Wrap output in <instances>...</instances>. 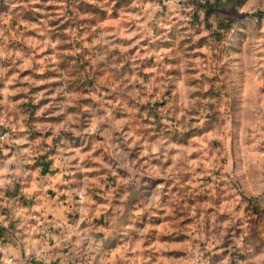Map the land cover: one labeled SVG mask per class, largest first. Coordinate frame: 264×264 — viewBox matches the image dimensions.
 <instances>
[{"label":"rangeland","instance_id":"obj_1","mask_svg":"<svg viewBox=\"0 0 264 264\" xmlns=\"http://www.w3.org/2000/svg\"><path fill=\"white\" fill-rule=\"evenodd\" d=\"M262 12L0 0V218L25 264H183L201 236L264 264Z\"/></svg>","mask_w":264,"mask_h":264},{"label":"crops","instance_id":"obj_2","mask_svg":"<svg viewBox=\"0 0 264 264\" xmlns=\"http://www.w3.org/2000/svg\"><path fill=\"white\" fill-rule=\"evenodd\" d=\"M0 218V264H11L8 258H12L14 262L26 261V256L23 255L22 249L17 246L10 238L7 233L6 224ZM184 233V232H182ZM177 230L172 238L177 237L176 240H184L187 238L185 234H182ZM204 236L200 237V241L193 243L194 247H190L186 250H179L181 252L173 253V256H180L183 258V264H231L235 260V256L230 252L225 251V240L224 238H212L211 241L206 243ZM192 248V252H191ZM18 258H21L19 260ZM17 261V262H18Z\"/></svg>","mask_w":264,"mask_h":264},{"label":"built area","instance_id":"obj_3","mask_svg":"<svg viewBox=\"0 0 264 264\" xmlns=\"http://www.w3.org/2000/svg\"><path fill=\"white\" fill-rule=\"evenodd\" d=\"M261 19H264V12H262V14H261ZM8 261L13 262L12 258H8ZM20 263H21V264H25L24 261H22V262H20Z\"/></svg>","mask_w":264,"mask_h":264},{"label":"trees","instance_id":"obj_4","mask_svg":"<svg viewBox=\"0 0 264 264\" xmlns=\"http://www.w3.org/2000/svg\"><path fill=\"white\" fill-rule=\"evenodd\" d=\"M260 16H261V13H260Z\"/></svg>","mask_w":264,"mask_h":264}]
</instances>
